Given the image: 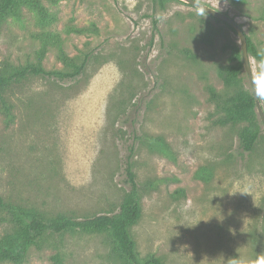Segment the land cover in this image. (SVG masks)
<instances>
[{"label":"rangeland","instance_id":"1","mask_svg":"<svg viewBox=\"0 0 264 264\" xmlns=\"http://www.w3.org/2000/svg\"><path fill=\"white\" fill-rule=\"evenodd\" d=\"M41 1L53 18L41 25L28 8L9 17L0 60L35 62L46 31L59 42L46 45L44 68L64 69L61 50L85 66L74 79L31 75L8 91L0 196L51 216L114 213L134 145L140 216L129 232L141 261L264 264V130L243 151L241 125L218 123L208 91L223 94L218 67L239 64L250 90L236 31L182 0ZM199 1L234 18L264 57V0ZM248 57L264 110V63ZM7 229L0 222V236ZM110 250L106 233L71 231L30 247L22 264H56L54 254L60 264H122Z\"/></svg>","mask_w":264,"mask_h":264},{"label":"trees","instance_id":"2","mask_svg":"<svg viewBox=\"0 0 264 264\" xmlns=\"http://www.w3.org/2000/svg\"><path fill=\"white\" fill-rule=\"evenodd\" d=\"M23 8L36 12L41 25L53 18L41 0H0V31L5 21L9 17H19ZM38 37L43 44L35 62L16 65L6 59L0 60V112L6 124H10L13 120V104L8 100L7 93L14 83L31 75L69 80L76 78L84 69L85 61L76 64L62 50L59 59L64 69L44 68L41 60L46 51V45L58 43L59 37L46 31L40 32ZM246 38L247 51L264 63V57L257 51L254 43L250 38ZM235 55L240 58L238 49H235ZM217 72L223 81L224 93L217 94L212 87H208L210 98L215 101L220 112L217 121L223 125L240 124L239 145L243 151L248 152L258 139L261 123L255 113L251 91L244 87L242 66L241 64L234 67L221 65ZM135 138L142 142L148 141L153 146L159 143L158 139L136 133ZM133 155L134 145H131L124 158V183L129 190L114 213H100L82 218L62 213L51 216L34 207L4 200L0 196V222L8 225V229L0 236V262L22 264L27 258L30 247H40L49 235L83 231L106 233L111 239V254L122 264H163L160 258L155 256L141 261L135 250V241L129 232V228L137 223L140 216V187L133 170ZM51 259L56 264H60L58 254L52 255Z\"/></svg>","mask_w":264,"mask_h":264},{"label":"water","instance_id":"3","mask_svg":"<svg viewBox=\"0 0 264 264\" xmlns=\"http://www.w3.org/2000/svg\"><path fill=\"white\" fill-rule=\"evenodd\" d=\"M182 1L188 3L189 5L195 7L196 9H198L202 12L209 14L210 16H213V17L219 19L222 22H225L226 24H228L230 27H232L236 31L238 38H239V49H240V54H241V58H242V64H243L244 71H245L246 76H247V80L249 83V87H250L252 97L254 99L255 111H256V114L260 120L261 126L264 130V110L262 108V104H261V101L259 99V96H258V93L256 90V86H255V82L253 79L252 71L250 68L248 51H247V38H246V34H245L243 28L230 15H228L227 13H225L223 11L218 10L217 8L211 6L207 3L201 2L199 0H182Z\"/></svg>","mask_w":264,"mask_h":264}]
</instances>
